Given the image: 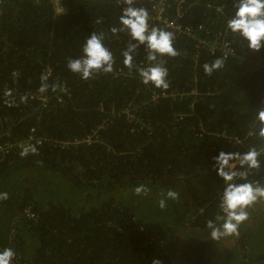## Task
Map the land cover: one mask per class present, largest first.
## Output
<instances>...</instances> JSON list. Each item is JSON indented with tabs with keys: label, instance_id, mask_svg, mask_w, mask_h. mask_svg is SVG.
<instances>
[{
	"label": "trees",
	"instance_id": "trees-1",
	"mask_svg": "<svg viewBox=\"0 0 264 264\" xmlns=\"http://www.w3.org/2000/svg\"><path fill=\"white\" fill-rule=\"evenodd\" d=\"M58 1L61 12L53 0H0V144L32 129L43 140L25 157L16 148L0 154V194L8 193L0 199V248L16 250L15 264H264V198L247 209L238 234L214 240L207 227L223 223L219 153L255 149L259 167L238 168L264 187V125L256 120L264 108V48L250 51L226 29L237 0H133L134 8L164 6L165 17L202 26L203 38H225L234 48L223 58L174 34L179 55L156 61L168 70L166 91L137 75L148 51L122 30L126 0ZM92 34L111 52L113 70L85 81L67 63ZM215 59L223 68L205 75L202 65ZM29 96L48 101L40 107ZM140 184L159 199L179 194L164 208L147 197L173 244L151 230L147 219L157 210L133 207Z\"/></svg>",
	"mask_w": 264,
	"mask_h": 264
},
{
	"label": "clouds",
	"instance_id": "clouds-1",
	"mask_svg": "<svg viewBox=\"0 0 264 264\" xmlns=\"http://www.w3.org/2000/svg\"><path fill=\"white\" fill-rule=\"evenodd\" d=\"M33 1L38 4L40 0ZM126 3L129 6L122 11L119 19L122 30H127L131 38L139 44L145 45L148 51L147 63L137 69V75L144 85H151L156 89L166 91L170 86L168 70L156 61L158 57L174 58L179 55L174 47L175 35L166 27L152 26L146 10L131 6L133 0H126ZM225 26L232 35L238 36L246 42L250 51L259 52L264 48V0H237L235 12L227 20ZM133 50L134 46L123 54L125 67H132ZM113 63V56L104 46L102 37L92 34L84 41L80 57L70 59L67 68L71 73L78 74L82 80L86 81L97 73H111ZM223 63L222 59H215L211 63L203 64L202 70L205 75L210 76L222 69ZM41 79L46 81L47 77L42 76ZM47 89L48 85L42 83L39 91L44 93ZM256 120L264 125V108L257 111ZM259 134L264 137V126L260 128ZM35 152L36 147L28 143L22 146L20 155L25 157ZM258 155L259 153L255 149H250L243 155L221 152L215 158L216 174L222 179L225 186L219 203V208L223 213V223L219 226L215 221L207 223L212 239L238 234L240 225L248 219L247 209L258 199L264 198V187L249 182L247 170H239L245 166L248 170L258 168ZM230 161L235 163H230ZM149 191L150 189L145 184H140L134 189L138 196L147 194ZM178 197L179 194L176 191L168 190L159 199V207H166L167 201L176 200ZM0 199L7 200L8 193L0 194ZM16 257L17 252L13 247L0 248V264H15Z\"/></svg>",
	"mask_w": 264,
	"mask_h": 264
},
{
	"label": "built area",
	"instance_id": "built-area-1",
	"mask_svg": "<svg viewBox=\"0 0 264 264\" xmlns=\"http://www.w3.org/2000/svg\"><path fill=\"white\" fill-rule=\"evenodd\" d=\"M54 4L57 7V11L61 12V7L59 6L58 0H53ZM60 7V8H59ZM144 10H146L150 17V23L152 26L156 27H166L170 31H172L177 37H184L187 39H191L197 43V45H201L207 47L211 53H219L223 58H228L233 55L234 48L232 43L225 38L214 37L211 41L206 40L200 34L202 33V26H192V25H184L179 22V18L170 19L164 16V6L158 4H152L148 7L142 6ZM225 37V35H224ZM56 102H62L63 98L59 95L53 97ZM27 99L31 102H36L40 107H44L47 103L48 99L46 96H29ZM4 134L2 131L0 132V139ZM31 143L35 147L40 146L43 143L41 138L35 136V132L32 129L30 134L20 141H7L4 144H0V154L7 153L9 150L16 148L21 151L22 146L25 144ZM84 143H91V139H87ZM21 258V256L19 255ZM18 259V258H16ZM18 261V260H16ZM26 262V261H24Z\"/></svg>",
	"mask_w": 264,
	"mask_h": 264
},
{
	"label": "rangeland",
	"instance_id": "rangeland-1",
	"mask_svg": "<svg viewBox=\"0 0 264 264\" xmlns=\"http://www.w3.org/2000/svg\"><path fill=\"white\" fill-rule=\"evenodd\" d=\"M148 195L149 196H151L152 198H153V200H155V201H159V198H158V196H156L155 194H154V191L152 190V191H150V192H148L147 194H142V195H137V199H138V201H137V204H133V207H139L142 211H150V212H154V211H156L158 208H154V206H152V202H147V197H148ZM123 199H124V202L126 203V205H128V206H130V200H129V198L126 196V195H124L123 196ZM147 213H149V212H147ZM156 213H161L160 215H157ZM253 213H255V211L254 210H252V213H251V216H252V214ZM150 214H155V215H153V216H151V217H149L147 220L149 221L150 219H152V221H153V224L151 225V230L152 231H155V232H159V233H161V234H164L163 232H162V230L161 229H163V225H161V224H157V223H159L160 222V216H162V212L161 211H159V210H157L156 212H154V213H150ZM246 225L248 226V227H252L253 225L250 223V220L246 223ZM261 225H264V218L261 220V222L259 223V226H261ZM168 227H170V226H168ZM148 233H151L150 231L148 232ZM155 238H157V237H162V235H160V234H155ZM163 237L164 238H160V239H157V240H159V241H161V244H162V242L165 240H167L166 241V243H174V242H171V239H169V238H167V235H163ZM167 238V239H166ZM154 240V239H153ZM223 245H227V243L226 242H224L223 243ZM177 246V244H175L174 245V247H176ZM160 249H162V247H160ZM162 250H164V249H162ZM165 250H167V249H165ZM164 250V251H165ZM169 254V252H167V251H165V254ZM227 256H230V255H227ZM232 256V255H231ZM22 258V257H21ZM27 259H26V257H24L23 258V261H26ZM235 263H238L237 261L235 262ZM227 264H230L229 262H227Z\"/></svg>",
	"mask_w": 264,
	"mask_h": 264
}]
</instances>
